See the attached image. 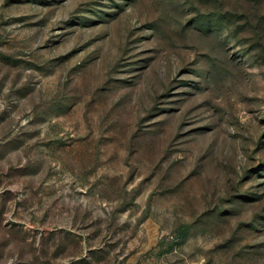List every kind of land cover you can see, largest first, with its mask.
<instances>
[{
  "label": "rangeland",
  "instance_id": "obj_1",
  "mask_svg": "<svg viewBox=\"0 0 264 264\" xmlns=\"http://www.w3.org/2000/svg\"><path fill=\"white\" fill-rule=\"evenodd\" d=\"M0 264H264V0H0Z\"/></svg>",
  "mask_w": 264,
  "mask_h": 264
}]
</instances>
